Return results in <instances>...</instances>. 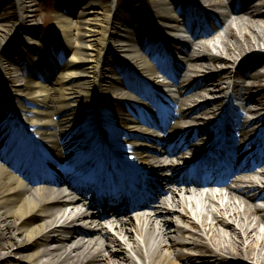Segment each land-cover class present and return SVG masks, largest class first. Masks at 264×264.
<instances>
[{
    "label": "bare ground",
    "instance_id": "bare-ground-1",
    "mask_svg": "<svg viewBox=\"0 0 264 264\" xmlns=\"http://www.w3.org/2000/svg\"><path fill=\"white\" fill-rule=\"evenodd\" d=\"M17 1L22 18L34 17L32 0ZM85 1L62 0L67 14H59L53 25L52 41L57 44L51 49L59 48L60 57L66 52L69 56L56 83L59 62L50 58V51L30 58V67L38 74L28 71L25 81L11 60L0 55V264H136L120 249L109 248L112 243L122 244L111 231L106 233L113 226L136 243L134 252L145 264H264L260 230L264 224V205L260 204H264V70L256 67L264 62V54L242 61L240 66L250 64L252 71L241 73L229 67V57L235 53L244 55L264 46V3L138 0L131 4L134 11L126 15L125 3L117 0ZM157 27L180 32V41L172 40L166 33L170 31L156 32ZM18 31L15 26L0 24V51ZM216 40H221L225 54L211 53ZM165 57L172 69L165 65ZM210 65L215 66L214 73ZM219 65L225 66L218 69ZM226 79L235 88L230 105L226 91L231 85ZM217 92L223 95L213 97ZM157 93L178 105L179 112L169 116L157 111ZM235 108L238 115L233 113ZM248 114L254 115L251 121ZM150 124L163 129L172 140L166 150L157 147L164 142L152 133ZM14 128L46 144L61 166L72 160L71 154L93 142L91 152L97 155L96 161L107 163L109 175L100 178L101 168L92 164L89 169L80 167L74 182L68 180L70 188L59 183L64 181L60 176L48 177L55 186L39 185L15 160L14 151L6 149ZM180 138H185L198 160L190 183L178 176L187 166L181 161L185 148ZM222 138L232 143L238 156L254 147L244 164L237 165L230 156L229 164L237 165L231 170L219 161L217 154L225 145L215 147ZM17 150L25 155L29 152L23 146ZM114 151L125 158L124 163ZM206 164L220 166L211 170ZM126 166L139 170L138 181L147 182L149 169L162 182L157 196H147L144 187L149 185H142L145 208L127 206L116 211L122 206L118 199L125 198L119 173L128 177ZM200 169L214 175L220 172L219 184L202 181ZM90 184H101L98 199L85 196ZM199 196L202 198L197 199ZM200 200H209L211 207L222 202V211L210 208L206 214L198 209L194 216L189 212L182 215L198 230L188 241L185 234L190 232L176 221L177 210L172 206L187 211L186 203L196 207ZM237 202L243 208L231 207ZM197 215L201 222L195 219ZM210 215L212 222L208 221ZM200 232L210 242L203 241L207 236ZM135 233L144 243H137Z\"/></svg>",
    "mask_w": 264,
    "mask_h": 264
},
{
    "label": "rangeland",
    "instance_id": "rangeland-1",
    "mask_svg": "<svg viewBox=\"0 0 264 264\" xmlns=\"http://www.w3.org/2000/svg\"><path fill=\"white\" fill-rule=\"evenodd\" d=\"M2 1L1 3H3L5 5V8L2 11V16H3V20L0 21V24H5L8 25L9 27H17L19 28L18 33L11 39L10 43L8 44V46L3 49L2 51H0V55L1 56H7L11 62L13 63V66L16 70V72L18 74H22L24 77L21 78V81H25L26 77L25 75H27V77H29L30 75L28 74V71L30 72H34L37 73L38 72L34 69H32V67H30V58L32 56H39L42 52L43 49H47L49 48L50 44L54 45L56 44V42L54 43L52 40L54 39V34L52 32V28L53 25L55 24L56 21H58L59 18V13L63 12L62 9H60V6L62 5V0H32V4H34L33 9L34 11V17L32 18H28V19H24L21 17V7H20V3L17 0H0ZM105 3H107L109 0H102ZM134 1H138V0H117L118 3H125L124 7H123V12L127 15L130 14L132 10V2ZM144 1V0H141ZM86 4L91 3L90 0H86L85 1ZM254 4L260 5L262 3H264V0H254ZM19 3V4H18ZM1 4V5H3ZM60 4V6H59ZM191 5H189L190 7ZM147 12L151 13L150 8L148 5H146V9ZM152 16V15H151ZM30 21V22H29ZM181 26L183 27V25L181 24ZM182 27H180L179 29L181 30ZM186 28V27H185ZM172 30V29H171ZM171 33H175L178 34L179 32H171ZM191 36V35H190ZM28 39H30L32 42H28ZM50 40V41H48ZM215 41V40H214ZM217 43V47L214 48L211 51V53L216 54V53H226L224 50V45L221 43V40H216ZM33 44V45H31ZM62 46V45H61ZM58 52V51H57ZM264 54V46L260 45L258 47L255 48L254 51H252L251 53H246L244 55H237L236 53L234 54V56L229 57V59H231V62L229 64V67H231L232 70H239L241 73L242 72H249L252 71L253 68H251L250 64H245V65H241L242 61H244L245 59H249V57L251 56H256V55H261ZM69 56L65 55L64 57H60L59 56V65L57 67V76L55 77V79L53 80L54 83H56L59 78L63 75V66L66 63V60ZM172 65V63H171ZM211 66V65H210ZM222 66L225 65H219L218 69H220ZM255 66V65H254ZM173 66H171L172 69ZM256 67L261 68L262 70H264V62H259V64L256 65ZM177 68V65H176ZM211 73L215 72V66L212 65L211 69H210ZM231 79H226V81L228 82V85L230 84L231 87L226 91L228 94V98L229 101H227V104L230 105V102L232 103L234 99L231 96L232 93V89L234 85L232 83H230ZM256 82V81H255ZM245 84V83H244ZM172 89H174L172 87ZM157 95V99L159 101H161V103L163 105L168 104L170 105V107L172 108L173 112H179L180 108L178 105L168 101V99H166V97H162L160 96L158 93ZM155 95V96H156ZM223 95V93H219L217 92L214 96H221ZM213 99V98H212ZM230 99L232 101H230ZM161 104V106H162ZM109 105H111L109 103ZM233 113L236 115L239 114V111L235 108L233 109ZM249 118H253L254 115L252 114H248ZM224 118L227 119V117H229V114L227 112L224 113ZM223 118V117H222ZM221 117L219 118V121H221L222 119ZM254 128H258V125H255ZM257 131H254L253 133H256ZM262 136V140L261 142L264 143V130H263V134ZM221 142V140H220ZM224 143L232 148V143H229L227 141H224ZM221 144H219L217 147H219ZM255 147H259L258 145H255ZM229 148L234 154L236 153V151H234V149ZM254 148V147H251ZM214 149V148H212ZM248 150H250L249 148H247ZM246 150V149H245ZM244 150V151H245ZM262 150V148H260V151ZM207 151V152H211ZM206 152V151H205ZM249 151H245L243 154L247 155ZM236 155V154H235ZM221 157L227 159H229L228 154H226L224 151H222ZM253 159H251L252 161ZM250 161V162H251ZM249 162V163H250ZM230 165V164H229ZM234 166H232L233 168ZM234 186V184H233ZM202 196L197 197V199H201ZM227 199L224 200V202H226ZM233 202H230V204ZM212 203L207 200H200L199 202H197L196 207L192 206V204H188L186 203V208L178 206V205H173L172 207H174L177 211H176V215H175V219L176 221L184 226L186 229L189 230L190 233L185 234V239L186 240H192L193 239V234L194 232H197L198 230L194 227H192L190 225V223L188 222V220L184 219L182 215H186V213L191 214L192 216H194V214L196 213V211L198 209L203 210L204 213H209V209H214V211H217L218 213H220V211H222V202L220 205H214L213 207H211ZM261 205H264L262 201H260ZM234 206H237L239 209L243 208V205L240 206V204L234 203L233 206H231L232 208ZM133 212V211H132ZM131 212V213H132ZM227 216V215H226ZM228 220H232L231 218H229V216H227ZM197 221H202V217L197 215V217L195 218ZM209 222H212V218L211 215L208 218ZM236 226L237 223L235 224ZM260 230L263 233V239H264V224H261L260 226ZM111 231V233L115 236L118 237V239L121 241V246H117L114 245L113 243L111 244V247L109 248H113L114 250H121V253H125L128 256L132 257L134 259V261L136 262V264H145V262L143 263V261L141 260V258L134 252V245L136 244L135 242H132L131 240L128 239V237L125 234H121L119 232H117L116 226L113 227H107V232ZM201 234L206 235V233L204 232H200ZM207 236V235H206ZM135 238L137 239V243H140L142 241V237L140 235H138L137 233H135ZM203 241L205 242H210L209 237L207 236L206 238L203 239ZM110 243V242H108ZM142 243H144L142 241ZM186 251L188 252H194V249H186ZM255 264H259L257 261H254ZM126 264V263H125Z\"/></svg>",
    "mask_w": 264,
    "mask_h": 264
}]
</instances>
